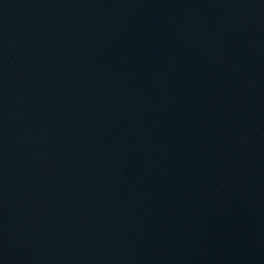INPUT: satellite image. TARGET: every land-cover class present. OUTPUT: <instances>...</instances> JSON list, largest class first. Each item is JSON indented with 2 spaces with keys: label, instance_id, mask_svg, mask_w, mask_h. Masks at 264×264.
<instances>
[{
  "label": "water",
  "instance_id": "95a60500",
  "mask_svg": "<svg viewBox=\"0 0 264 264\" xmlns=\"http://www.w3.org/2000/svg\"><path fill=\"white\" fill-rule=\"evenodd\" d=\"M0 264H264V0H0Z\"/></svg>",
  "mask_w": 264,
  "mask_h": 264
}]
</instances>
